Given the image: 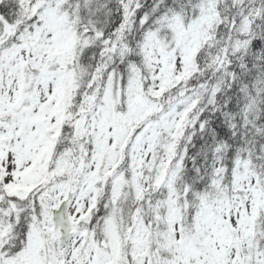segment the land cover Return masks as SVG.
Wrapping results in <instances>:
<instances>
[{"label":"snow or ice","instance_id":"6c2138e0","mask_svg":"<svg viewBox=\"0 0 264 264\" xmlns=\"http://www.w3.org/2000/svg\"><path fill=\"white\" fill-rule=\"evenodd\" d=\"M0 264H264V0H0Z\"/></svg>","mask_w":264,"mask_h":264}]
</instances>
